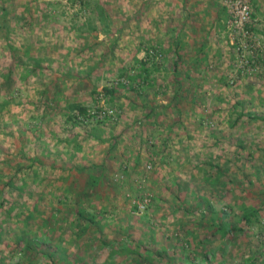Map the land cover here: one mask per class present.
<instances>
[{
	"label": "rangeland",
	"instance_id": "374dc122",
	"mask_svg": "<svg viewBox=\"0 0 264 264\" xmlns=\"http://www.w3.org/2000/svg\"><path fill=\"white\" fill-rule=\"evenodd\" d=\"M96 1L101 23L81 0H0V75L14 67L8 89L0 77V190L23 181L0 194V264H264V3L250 0L243 37L217 0L207 44L174 56L162 36L186 39L178 0ZM85 18L97 29L84 38L72 24ZM71 103L105 119L100 141L72 125Z\"/></svg>",
	"mask_w": 264,
	"mask_h": 264
},
{
	"label": "trees",
	"instance_id": "16d2710c",
	"mask_svg": "<svg viewBox=\"0 0 264 264\" xmlns=\"http://www.w3.org/2000/svg\"><path fill=\"white\" fill-rule=\"evenodd\" d=\"M49 4L50 3H47V5H49ZM80 5H82L83 8H85V7L91 8V10H89L91 14H93V13L98 14L97 21L99 23H101L104 20H106L105 19L106 18V16H105L106 10L102 6V4H100L98 1L95 0L94 2H92V1L81 0ZM43 11L44 10L40 11V14L45 17L47 15V12L44 13ZM50 12H51V10H48V13H50ZM8 14H9V12L8 11H5L3 13V15L0 17V20H4L5 16H8ZM88 16H92V15H88ZM22 19H23V21L26 20L25 17L21 14V16H18L17 17L16 23H19L20 20H22ZM85 19H87V20H85V23L84 24L83 23H80V22H77V23H73L72 24L75 27L76 31L77 32H80L81 35H83L84 38L86 37L85 34L88 31L91 32V31L97 29V26L95 24H89L88 23V22H90L89 21L90 18H85ZM78 23H80V25ZM4 24H6V23H4ZM6 39H8V38H6ZM7 47L9 49V53L11 55H13L14 48H13V45H12V43L10 41L7 43ZM43 59L45 60V56H43ZM40 68H41L40 60L38 58H33L31 60V68H29L30 72L31 71L34 72V71H36V70H38ZM12 70H14V67L12 68V66H9L8 67V70L6 72L5 71L2 72V74L0 75V77L3 80V85H5V86L8 85L7 86V89H8V87H10L11 81H13V78H11V75H12V72L11 71ZM145 72H147V73H145ZM149 72H150V70H148L147 68H145L143 70L142 74H139L138 75V78L141 79L143 77V75H144V78L146 80V77L145 76H146V74L148 75ZM175 78H176V81H177V77H175ZM145 83H146V85L150 84V83H148V80H146ZM120 86H122V85H120ZM181 88H182V84L179 86V88H177V90L173 94V98H174V101H175L176 104L178 103L179 98H184V96H182V90H181ZM117 89H119L117 86H109V87L108 86H103V92H102L103 97H105V98L107 97V99L113 101L114 100V95H115ZM5 103H7V101L1 102L0 108H2L3 105H5ZM236 105H240L241 108H243V106H244L243 102L240 101V100L235 101L234 106H236ZM66 107H67V110L70 112L69 113V116H68L69 119H73L72 121L69 120V121L72 122V125L73 126H75L77 124H85V125H87L89 127V128H85L88 137H90L92 139H95V140H98V141H100L102 139V137L100 135V131L103 130L102 123L105 122V119L104 118L103 119H98L96 117V114H95L94 110H90L92 107L86 106V105H84L82 103H71V104H67ZM156 109H157L156 106L150 105L148 107V110L143 115L146 118H149L151 115L159 112ZM180 111H181L180 109L177 110V112L179 114L181 113ZM75 113H77V114L74 115ZM248 114L250 115V117L252 119H255V120H258L259 119V117L256 116L255 114H250V113H248ZM243 115H244V112L242 110H240V112L237 113L234 122L236 123V121H238ZM92 116H93L92 119H95V121L94 122H91L92 124H90L89 117H92ZM100 122H102V123H100ZM217 171H218L217 172L218 175H220V171L218 169H217ZM13 178L9 179L7 181V183H5L3 185V189L1 188L0 194L3 193V190L5 189V187L7 185L10 186L13 189H16V190H19V189L22 188L23 181H21V186H19V185H17V182L15 183V180ZM3 201H4V198L2 197V199L0 200V205H2L5 202V201L4 202ZM259 211H260L259 208H256V207L254 208L252 206H245L241 210V216L240 217L247 224L248 223H252L253 222V219H255V221H259V220H257L258 219V215H259ZM54 214H55L54 212H52L50 214V217H52L53 220H55V218H56V215H54ZM76 217H77L78 221H79L80 218H83L84 220L86 219V222H88V223H94V219L91 218V217H88L87 215H85L82 210H78L76 212ZM29 218H31V217L30 216L25 217L23 223L25 222V224H28L29 223ZM215 228H217L219 231H221L223 235H225L226 230H228V228H227L226 225H225V227H224V225H219V226H216ZM26 235L27 234H25V245H26V248H30V247L32 248V245H36L37 239L36 238H34V239L27 238L26 239Z\"/></svg>",
	"mask_w": 264,
	"mask_h": 264
},
{
	"label": "crops",
	"instance_id": "0c3cea01",
	"mask_svg": "<svg viewBox=\"0 0 264 264\" xmlns=\"http://www.w3.org/2000/svg\"><path fill=\"white\" fill-rule=\"evenodd\" d=\"M255 1V0H254ZM261 4L264 3V0H258ZM203 2V3H201ZM217 3V0H178L177 6L185 5V9L182 12H179V17L184 19L181 22V28L186 32L185 41L176 32L170 33L169 41L167 42L168 34L163 35V46L166 44L167 47H163V51H169L172 55L177 56L181 54V50L184 51V48L188 47L190 49L197 43L199 44V48L204 47L207 43L204 40H209L210 36H212L215 32H213L214 23L218 21L217 13L218 10L215 6H212ZM202 5V7H200ZM262 10V9H261ZM255 12V10H254ZM207 16V23H203L202 19ZM210 17V18H209ZM210 19V23L208 22ZM264 22V18H259ZM213 23V24H212ZM210 31L211 34H210ZM260 41L264 38V33L260 32ZM210 34V35H209ZM261 41V42H262ZM167 42V43H166ZM159 43V42H158ZM194 46V47H195ZM171 50V51H170ZM200 52V51H198ZM169 53V54H170ZM194 55V54H193ZM200 59L198 58L197 61Z\"/></svg>",
	"mask_w": 264,
	"mask_h": 264
},
{
	"label": "built area",
	"instance_id": "2783aa9c",
	"mask_svg": "<svg viewBox=\"0 0 264 264\" xmlns=\"http://www.w3.org/2000/svg\"><path fill=\"white\" fill-rule=\"evenodd\" d=\"M225 3L229 11L228 27L243 37L247 36L245 26L250 22L252 12L250 0H227Z\"/></svg>",
	"mask_w": 264,
	"mask_h": 264
}]
</instances>
